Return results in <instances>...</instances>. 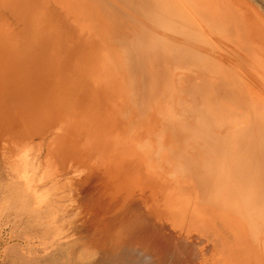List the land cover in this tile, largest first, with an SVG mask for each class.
<instances>
[{
  "label": "rangeland",
  "instance_id": "374dc122",
  "mask_svg": "<svg viewBox=\"0 0 264 264\" xmlns=\"http://www.w3.org/2000/svg\"><path fill=\"white\" fill-rule=\"evenodd\" d=\"M95 1L0 0V264H230L235 257L264 264L261 242L240 255L226 213L202 204L175 154L186 145L166 128L164 103L178 115L206 116L209 135L221 142L242 134L232 122L238 112L229 118L218 92L203 93L193 67L170 68L180 93L145 112L136 82L116 61L126 47L120 37L132 40L141 26L177 48L186 37L169 20L160 25L120 0H97L116 16L111 27L110 12L95 10ZM189 42L201 55L202 43ZM108 59L115 64L104 70ZM253 135L249 142L259 144ZM255 152L250 160L262 159ZM159 247L165 253L156 254Z\"/></svg>",
  "mask_w": 264,
  "mask_h": 264
},
{
  "label": "bare ground",
  "instance_id": "6f19581e",
  "mask_svg": "<svg viewBox=\"0 0 264 264\" xmlns=\"http://www.w3.org/2000/svg\"><path fill=\"white\" fill-rule=\"evenodd\" d=\"M120 1L127 5L128 9L142 15H149L151 20L155 17V22L160 25L165 23V20H169L167 23L169 29L186 37L178 48L175 44L173 45L169 38L164 40L156 38L153 31L148 30L145 26L139 27L140 31L135 32L132 40L125 37L122 41L120 37V42L126 43V47L124 52L118 51L119 56L116 61L125 76L136 82L137 91H135L139 95L138 98L143 99V102L140 100V107L145 112L148 111L147 107L151 102L160 100L166 93H180L176 85V73L169 74L168 71L171 68L172 71L176 72L183 67L197 69L199 88H205L207 85V90L203 93L218 92L217 98L225 101L234 109L228 108L233 113L228 112L229 118L238 112L237 117L235 116L232 122L234 127L240 125L234 130L240 131L242 134L229 135L225 141L222 140L221 142L219 141L220 138L214 140L209 135L206 116L190 113L187 109L185 114L178 115L171 109L172 106H170L169 101L164 103L167 104L165 107L166 128L170 129L173 134L179 133L184 138L186 145L180 150L175 149V154L180 159L179 164L184 171L191 173L192 178L195 179L202 204L226 213L223 217L228 218L229 224L235 229L237 228L238 236L235 234V245L237 242L241 243L237 249L240 255H246L250 246L259 242L261 245L258 249L264 254V238L258 240L264 237V0ZM70 2L66 3L69 5V9H73ZM94 4L97 5L95 10L110 12L105 2L96 0ZM83 5L81 2L78 10H81ZM156 9L159 14L155 15ZM125 10L129 12V10ZM126 11L122 14L124 19L128 18ZM107 18L113 23L116 16L110 12ZM174 19L180 20L178 30ZM85 25L87 24L85 23ZM114 25L113 23L110 26L113 27ZM121 25L124 30L126 25L123 20ZM122 27L118 26V30ZM117 34L119 35L118 32ZM196 36L199 37V40L196 39ZM188 40L202 43L201 55L191 50L192 48L188 46L190 44ZM117 41H119V36H117ZM114 62L111 59L104 61V70L108 69L105 65L111 67L115 64ZM199 88L192 87L194 91L191 93L199 95L196 93L200 92ZM210 111L224 114L225 109L219 111L218 108L216 110L211 108ZM187 115L193 120L190 121ZM252 115H254V120ZM253 133L257 134L259 144L249 142L253 140ZM191 139L194 140V144H189ZM183 150L190 151H184L186 153L182 156ZM254 151L260 154L258 156H261L262 159L250 160V158L253 159ZM249 156L251 157L249 158ZM255 162L258 163L259 169L253 167ZM156 182V186H159L158 181ZM160 187L158 188L161 189ZM136 223L138 222L134 224ZM223 223L227 225L226 222ZM141 225L143 224L141 223ZM145 226L147 229L149 224ZM130 228L131 226L129 230ZM140 232L142 231L140 230ZM160 234L162 235V233ZM145 248H148V244ZM159 249L160 247L157 249V253L154 252L155 250L153 253L158 254L160 250H164ZM165 249L167 252V248ZM168 249L171 248L168 247ZM171 251L169 253L172 254L176 250ZM160 253L162 252L160 251ZM162 255L164 256V254ZM168 255L166 253L165 257H172ZM189 255L191 257V254ZM152 256L154 257V254ZM182 257H185L184 254ZM171 259L175 260L174 258ZM181 260L183 259L181 258ZM231 260L230 264H252L245 257H235ZM161 261H164L163 264L168 262L164 259ZM161 261L159 262L161 263ZM190 261L192 260L190 259ZM168 264H170V260Z\"/></svg>",
  "mask_w": 264,
  "mask_h": 264
}]
</instances>
